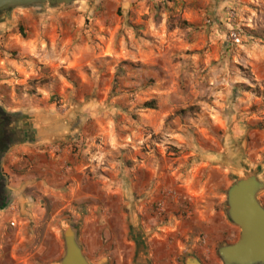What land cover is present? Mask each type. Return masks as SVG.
<instances>
[{
  "label": "rangeland",
  "instance_id": "374dc122",
  "mask_svg": "<svg viewBox=\"0 0 264 264\" xmlns=\"http://www.w3.org/2000/svg\"><path fill=\"white\" fill-rule=\"evenodd\" d=\"M190 1L75 0L0 18L9 26L0 38L5 129L14 143L24 128L32 141L49 138L45 148L76 158L71 167L82 178L57 198L25 193L30 216L17 224L27 230L26 261L58 264L70 224L81 246L94 244L103 256L93 264H123L124 242L136 234L149 252L173 228L195 229L205 202L183 190L204 196L211 186L223 199L213 208L224 213L236 176L260 168L264 180V42L253 35H264V0H223L201 14L195 7L206 1ZM228 7L237 9V46L223 24ZM29 18L73 27L34 33ZM257 199L264 206V191Z\"/></svg>",
  "mask_w": 264,
  "mask_h": 264
},
{
  "label": "crops",
  "instance_id": "0c3cea01",
  "mask_svg": "<svg viewBox=\"0 0 264 264\" xmlns=\"http://www.w3.org/2000/svg\"><path fill=\"white\" fill-rule=\"evenodd\" d=\"M206 5L199 2L196 5L195 12L201 14L202 11L217 12L223 6V0H204ZM193 0L190 1L192 3ZM200 4V5H199ZM35 13L32 14V17ZM31 15V14H30ZM30 24L27 27L32 28L31 32H42V29L48 30L53 27L57 32L63 22L70 23L73 27V22L69 19H55L49 23L42 25V20L32 21L29 18ZM0 38L2 33L8 30L9 26L0 21ZM36 31V32H35ZM51 140L47 137H38L35 140L22 144H15L7 153L6 158L9 160L4 165V175L8 177L9 189L11 191V208L8 207L0 211V264H35L37 260L28 258L21 253L27 251L28 241L25 234L26 229L18 225L21 217L28 219L30 214L27 212L26 205L32 204V197L25 194L30 191L44 194L47 198H57L65 194V189L73 188L74 190L82 183V178L78 175L79 169L71 167L75 163L76 158L68 152L57 155L53 150H47L46 143ZM4 162L6 159L3 158ZM12 162H15L13 165ZM221 172V171H220ZM69 180H74L73 184L66 183ZM66 187V188H65ZM215 188V187H214ZM69 190V189H68ZM213 188L209 186L205 195L200 193H188L185 195L191 201L195 199H203L205 202V213L193 223L195 229L182 228L181 225L168 231V238L157 237L159 242L153 244V247L148 252L149 258L154 264H183V258L187 255H194L202 264H221L217 257L216 250L220 245H223L225 239L238 238L236 229L232 226L224 216L222 211L214 210L213 207L218 204H223V199L220 195L213 194ZM73 194V193H72ZM81 199L79 194L74 193L70 200ZM216 200L215 202H213ZM15 221V226L10 228L9 221ZM201 236V241L198 243V237ZM185 238V243H181L180 238ZM172 240L173 243H166ZM82 241V240H81ZM83 254L89 261L92 259L100 260L101 254L94 244L84 242L82 246ZM21 254V255H19ZM134 255V245L131 242H124L123 245V264H132ZM24 256V257H23ZM93 263V262H92Z\"/></svg>",
  "mask_w": 264,
  "mask_h": 264
},
{
  "label": "water",
  "instance_id": "95a60500",
  "mask_svg": "<svg viewBox=\"0 0 264 264\" xmlns=\"http://www.w3.org/2000/svg\"><path fill=\"white\" fill-rule=\"evenodd\" d=\"M75 0H0V18L12 9L31 7L70 6ZM19 129L17 136L24 138L26 130ZM13 138V137H10ZM32 138V137H31ZM34 139V137H33ZM30 141H18L9 144L0 156L15 144ZM261 169L244 171L236 176L225 192L224 214L227 221L239 230L237 240L232 244L220 245L216 254L221 264H264V206L257 199L264 191V180L258 178ZM63 254L58 264H89L79 242V230L67 224L61 233ZM134 245L132 264H151L146 243L140 234L131 238ZM106 264V263H104ZM183 264H202L194 255L183 258Z\"/></svg>",
  "mask_w": 264,
  "mask_h": 264
},
{
  "label": "built area",
  "instance_id": "2783aa9c",
  "mask_svg": "<svg viewBox=\"0 0 264 264\" xmlns=\"http://www.w3.org/2000/svg\"><path fill=\"white\" fill-rule=\"evenodd\" d=\"M236 16H237V9L235 7L226 8L223 18V24L227 28L226 30L227 40L229 41V43H231V45L237 46L241 44L242 36L239 31L230 27L231 25H233ZM8 207L11 208V204ZM8 225L10 228L14 227L15 221L13 220L9 221Z\"/></svg>",
  "mask_w": 264,
  "mask_h": 264
},
{
  "label": "flooded vegetation",
  "instance_id": "af4514ba",
  "mask_svg": "<svg viewBox=\"0 0 264 264\" xmlns=\"http://www.w3.org/2000/svg\"><path fill=\"white\" fill-rule=\"evenodd\" d=\"M8 122H9V118L2 116V124L1 125L3 128V132H2V138L0 137V151L11 142L10 137L8 135V132L5 129V127L8 125ZM0 160L2 161L3 158L1 157ZM2 163H4V161H2ZM9 199L10 198H9V193H8V189H7V185H6V178L1 174L0 175V206L5 205V207H6V205H8ZM5 207H4V209H6ZM87 261L89 262V264H93L88 259H87ZM151 264H154V262L152 260H151Z\"/></svg>",
  "mask_w": 264,
  "mask_h": 264
},
{
  "label": "trees",
  "instance_id": "16d2710c",
  "mask_svg": "<svg viewBox=\"0 0 264 264\" xmlns=\"http://www.w3.org/2000/svg\"><path fill=\"white\" fill-rule=\"evenodd\" d=\"M253 35L256 37V38H258L260 41H262V42H264V35L263 34H258V33H253ZM21 36H24L23 35V33H21ZM2 116L4 117H7V115H5V114H3L1 111H0V137L2 138V132H3V128H2V126H1V124H2ZM8 132V131H7ZM8 135H9V137H13L14 136V134H12L11 132H8ZM15 138H10V140H11V142L9 143V144H11V143H13L15 140H14ZM30 141V140H32V138H28V137H26V136H24V138H23V140L22 141ZM8 144V145H9ZM7 145V146H8ZM6 146V147H7ZM6 147H4L1 151H3ZM0 151V152H1ZM4 207H5V205L4 206H0V209L1 210H3L4 209Z\"/></svg>",
  "mask_w": 264,
  "mask_h": 264
}]
</instances>
